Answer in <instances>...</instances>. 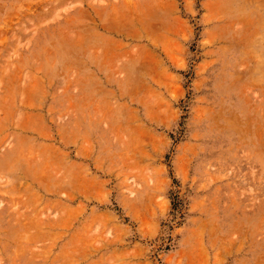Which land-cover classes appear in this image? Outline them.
Wrapping results in <instances>:
<instances>
[{
    "label": "rangeland",
    "instance_id": "374dc122",
    "mask_svg": "<svg viewBox=\"0 0 264 264\" xmlns=\"http://www.w3.org/2000/svg\"><path fill=\"white\" fill-rule=\"evenodd\" d=\"M0 264H264V0H0Z\"/></svg>",
    "mask_w": 264,
    "mask_h": 264
}]
</instances>
